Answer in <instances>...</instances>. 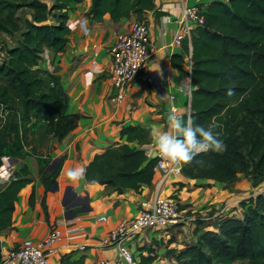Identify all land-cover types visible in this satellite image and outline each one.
Segmentation results:
<instances>
[{
	"label": "trees",
	"instance_id": "obj_1",
	"mask_svg": "<svg viewBox=\"0 0 264 264\" xmlns=\"http://www.w3.org/2000/svg\"><path fill=\"white\" fill-rule=\"evenodd\" d=\"M49 1L50 6L42 0H0V33L16 39L14 46L0 47V106L7 111L0 118V165L4 156H35L44 208L63 158L54 171H46L52 158L38 148L48 138L62 141L75 129L80 114L67 111L69 98L59 77L36 65L45 48L55 53L65 49L70 3L83 0ZM91 1L92 21L102 20L105 14L114 21L142 20L156 6L155 0ZM23 9L30 11L31 19H20ZM52 13L57 22L47 21ZM203 16L202 26L184 41L186 50L190 44L192 62L189 118L203 125L217 119L226 148L200 153L181 166L180 174L223 183L242 174L254 187H263L240 201L233 217H220L216 228L198 225L204 228L196 231L197 242L174 252L168 264H264V0H213ZM175 57L174 64H180L182 57ZM228 89L234 91L232 97L226 95ZM120 137L124 142L94 155L85 167V179L118 193L126 188L140 192L143 185L156 181L159 158H150L141 148L151 142V129L124 123ZM132 142L139 147L131 146ZM27 173L26 168L16 171L0 192V229L11 223L18 192L29 183L22 178Z\"/></svg>",
	"mask_w": 264,
	"mask_h": 264
},
{
	"label": "crops",
	"instance_id": "obj_2",
	"mask_svg": "<svg viewBox=\"0 0 264 264\" xmlns=\"http://www.w3.org/2000/svg\"><path fill=\"white\" fill-rule=\"evenodd\" d=\"M42 1L51 5L49 0ZM181 1L200 4L205 10L213 0H155V8L142 16L150 34L147 71L152 81L147 83L137 79L131 92L121 102L113 100L116 90L111 87L108 78V47L118 33L128 30L132 18L114 21L109 14H105L102 20L92 21L88 16L91 0L70 3L66 21L70 34L65 49L55 53L45 48L36 68L59 77L69 98L67 111L80 114V119L75 129L62 141L48 138L38 148L52 160L63 158L56 178L57 189L46 193L45 208L37 158L2 157L0 192L11 182L14 173L24 168L28 173L22 178L28 179L29 183L18 192L10 225L0 229V259L23 240L39 241L51 229L59 227L65 235L50 255L49 264H94L96 260L115 256L116 248L102 247L101 239L118 223L134 218L143 201L152 200L155 196L176 195L184 211L189 208L195 211L212 208L214 211L225 203H231L236 209L240 201L253 197L258 188L263 187H254L242 174L230 183L206 178L189 179L182 174L161 180L156 174V181L143 185L140 192L126 188L118 193L88 182L85 177L72 181L66 176L68 169L86 167L95 154L124 142L120 137V128L124 123L144 124L151 129V142L141 148L152 158L147 148L156 132L168 130L162 114L170 111V96L175 97L173 103L185 114L193 86L190 44L188 50L184 48V40L174 44L180 35L173 19L180 12ZM52 15L56 16V13ZM51 19L50 16L48 21ZM55 19L57 22V17ZM81 19L87 20L86 28L80 26ZM0 39L1 46L3 42L7 47L16 43L15 38L3 33H0ZM175 56L182 57L180 64H174L177 61ZM28 138L31 139V136ZM130 145L139 147L135 142ZM17 166H20L19 170ZM73 192L77 197L84 198L83 211L74 216L68 214L66 205H63V201L67 205L72 203ZM74 209H80V206ZM194 228L187 223L169 224L126 243L140 264L144 260L145 264H168L173 261L174 252H181L197 242V229Z\"/></svg>",
	"mask_w": 264,
	"mask_h": 264
},
{
	"label": "built area",
	"instance_id": "obj_3",
	"mask_svg": "<svg viewBox=\"0 0 264 264\" xmlns=\"http://www.w3.org/2000/svg\"><path fill=\"white\" fill-rule=\"evenodd\" d=\"M204 8L200 4H190L181 1L180 12L173 19L180 37L174 44L189 40L196 28L204 22ZM170 18V15H166ZM149 29L143 20L133 19L126 32L118 33L108 47L110 64L108 78L111 87L116 90L114 101L121 102L132 90L133 83L139 79L150 83L152 78L147 71L149 53ZM191 49V47H190ZM191 56V52H190ZM192 63V62H191ZM174 96H170L169 110H175L177 115L189 118L190 105L185 114L173 103ZM7 111L0 106V118H4ZM11 167V169H13ZM155 170L161 180L171 175L181 173V165L160 159ZM223 210L216 213L222 217ZM215 215L206 217L184 211L179 200L171 197L155 196L152 200L140 203L137 214L129 221H122L112 228L102 239L101 246H113L116 254L112 258L99 259L94 264H139L135 254L131 251L128 240L137 238L146 232L159 230L169 224L188 223L200 225L214 220ZM105 218H103L104 220ZM209 226V224H206ZM65 233L59 227L51 229L47 235L39 240L25 239L16 248L7 251L0 259V264H49V257L56 251V245ZM81 248H84L81 246Z\"/></svg>",
	"mask_w": 264,
	"mask_h": 264
},
{
	"label": "clouds",
	"instance_id": "obj_4",
	"mask_svg": "<svg viewBox=\"0 0 264 264\" xmlns=\"http://www.w3.org/2000/svg\"><path fill=\"white\" fill-rule=\"evenodd\" d=\"M86 25L87 20L81 19L80 26L86 28ZM226 95L232 97L234 91L228 89ZM166 126L168 130L156 132L152 144L147 148L150 155L162 160L183 166L191 163L200 153L209 151L220 153L226 148L220 138L221 133L218 129L221 128V124L217 119H213L207 125L198 124L191 118L186 120L182 115H177L173 110L166 116ZM85 174V167L70 168L66 172L67 178L72 181L83 179Z\"/></svg>",
	"mask_w": 264,
	"mask_h": 264
},
{
	"label": "rangeland",
	"instance_id": "obj_5",
	"mask_svg": "<svg viewBox=\"0 0 264 264\" xmlns=\"http://www.w3.org/2000/svg\"><path fill=\"white\" fill-rule=\"evenodd\" d=\"M44 2H46V1H44ZM29 14H30L29 10L23 9V10L20 11L19 17H20L21 20H23L24 18H27V17L31 16V14L30 15ZM55 17H56L55 15L51 14V18H53V19H51L50 22H53V21L56 22ZM3 43L7 46V44L5 42H3ZM1 44H2V39H0V47H1ZM215 208H217V207H215ZM212 210H213L212 208L211 209H206V210H205V208H203V209H199V211H195V210H192L190 208L187 209V211L190 212L191 214H198V215H202L204 217H206L207 215H209V216L215 215L213 217V219H214L213 221L209 220V221L205 222V224H203L205 227H206V224H209V229H212V228H216L218 220L221 219V218L216 216V213H219L221 210H223V214H220V216L222 215V218H226V216H229L228 218H230V217H233V212L235 211V207L231 203H225V204H222L221 206H219L217 209H214V211H212ZM190 225L195 226L194 229H197V230H202L204 228L203 225H202L201 228L200 227L198 228V225H193L191 223H190ZM62 231L65 233V231L63 229H62Z\"/></svg>",
	"mask_w": 264,
	"mask_h": 264
},
{
	"label": "water",
	"instance_id": "obj_6",
	"mask_svg": "<svg viewBox=\"0 0 264 264\" xmlns=\"http://www.w3.org/2000/svg\"><path fill=\"white\" fill-rule=\"evenodd\" d=\"M189 105H190V101H189ZM170 111H167V112H164L163 114H162V119H163V121H164V123L166 124V116H167V114L169 113ZM155 156L154 155H152V158H154ZM58 163H59V160L58 159H54V160H52L51 161V163L47 166V168H46V171H54L55 169H56V167H57V165H58ZM17 169L19 170L20 169V166H17ZM12 180V178H10V181ZM57 189V185H56V183H55V185L53 186V188L51 189V191H54V190H56ZM71 199H72V203L71 204H69V205H67L66 203H65V201H63V205H66V211H67V213L68 214H71V215H76L78 212H81V211H83V209H84V202H83V199L84 198H82V197H77L76 196V193H74L73 192V196L71 197ZM76 206H80V209H74L73 210V208H75Z\"/></svg>",
	"mask_w": 264,
	"mask_h": 264
}]
</instances>
